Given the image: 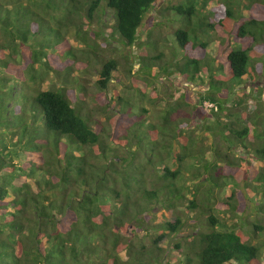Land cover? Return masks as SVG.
<instances>
[{
  "label": "trees",
  "instance_id": "trees-1",
  "mask_svg": "<svg viewBox=\"0 0 264 264\" xmlns=\"http://www.w3.org/2000/svg\"><path fill=\"white\" fill-rule=\"evenodd\" d=\"M156 1L0 0V264H264V121L194 126L204 102L217 116L244 76H264V0H167L145 27ZM99 23L140 52L128 91L95 106L73 71L109 89ZM173 74L208 85L200 104L150 106L147 86Z\"/></svg>",
  "mask_w": 264,
  "mask_h": 264
},
{
  "label": "rangeland",
  "instance_id": "rangeland-1",
  "mask_svg": "<svg viewBox=\"0 0 264 264\" xmlns=\"http://www.w3.org/2000/svg\"><path fill=\"white\" fill-rule=\"evenodd\" d=\"M167 3V0H157L154 9L147 15L144 24L146 27V24H152L153 26L156 25V23L161 19V15L157 12L161 7H163ZM170 19H174L172 17H168L164 15V41H170L171 36L169 34V26L172 25V23L169 22ZM150 28H147L149 31ZM94 31H97L100 35L98 38L96 36H91L90 38V44L94 46V48L97 50V53L99 55V59L103 60L104 58H115L118 63V68L114 71H112V79L109 82V89L108 90H102L98 89L97 84L94 85V82L98 78V74L94 72L92 68L90 70L92 72H88L84 75H80L77 71V69H74V74L76 75L78 80L80 78V81L83 83L86 90L83 91V93L92 95L93 102L95 103V106L97 104L105 105L107 95L112 94L117 98L120 95H123L125 89L128 91L127 87H129L130 84V78L131 75H128L125 68L131 65L137 58L136 55L140 52V47L137 44L132 45L131 48L124 47L119 44L110 45L112 42L107 39V30L102 26V24H94ZM139 33L142 35H145L147 32L144 30L143 26L140 27ZM143 37V36H142ZM69 38L71 42L74 44L80 45L78 41L75 39L74 32H71L69 35ZM141 40V39H140ZM110 44H108L107 42ZM107 43V44H106ZM166 46L164 45V53H166V56H169V54L165 50ZM93 58V56H91ZM167 57H164V60H166ZM79 75V76H77ZM88 77V80L84 79L83 77ZM153 87L155 89H153ZM182 92H185V94L188 97V101L191 105H198L200 104L201 98L204 94L208 92V85L205 83H202L201 81H189L184 77H181L180 75L173 74L170 77H163L158 80V82H155L154 84H149L146 89V93H152L156 96V99L153 100L150 104L152 106L153 102L156 104V107H162L167 101H172V97L178 98ZM100 95L101 98L98 100H95L94 97ZM227 96V95H226ZM241 99L243 102L241 103V106L236 105V100ZM224 109L221 113H218L217 116H213L211 114L212 110L207 109L206 114L201 113L200 117L198 119V122H195L194 126L196 125L197 128L201 125L206 124H213L216 119L219 120L221 123L223 122H235L240 121L242 123H248L255 125L254 127L258 130L262 129V124L264 121V76H260L257 80H250L249 76H244L242 79V82L239 84H235L232 88V91L228 94L226 101L224 103ZM93 108V104L91 106ZM190 107L184 108V111L189 110ZM218 112V111H216ZM103 114L98 113L97 117L99 120H103ZM216 123V122H215ZM200 131L195 129V134L199 133ZM204 139H206L208 142H211L213 137L210 134L203 133ZM236 154L238 151H236ZM255 166L258 165V163L253 162ZM219 197H221L224 201L227 203L232 204L236 198L237 195L233 194L231 196V190L229 187L223 188L221 191L219 190L218 193ZM254 195H252V192H250V199ZM218 202V201H217ZM236 202V206H241L238 201ZM221 208L225 210H229L228 206H222ZM184 212H186L184 209H182ZM249 211V210H248ZM174 215V212L171 210H164V220L169 219ZM220 216L222 220L226 222V224L231 225L233 222H235V218L229 214V213H223L220 212ZM190 223V222H189ZM191 231V228L184 227L182 234H187ZM165 245V241L163 243ZM174 253H177L176 251L172 252V256ZM262 262H264V256L262 257Z\"/></svg>",
  "mask_w": 264,
  "mask_h": 264
},
{
  "label": "built area",
  "instance_id": "built-area-1",
  "mask_svg": "<svg viewBox=\"0 0 264 264\" xmlns=\"http://www.w3.org/2000/svg\"><path fill=\"white\" fill-rule=\"evenodd\" d=\"M204 106L210 110H212V108H214V110L217 109V107L213 103H210L208 101L204 102Z\"/></svg>",
  "mask_w": 264,
  "mask_h": 264
}]
</instances>
